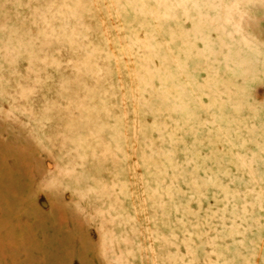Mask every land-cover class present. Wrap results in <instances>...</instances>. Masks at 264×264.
I'll return each mask as SVG.
<instances>
[{"label":"rangeland","instance_id":"374dc122","mask_svg":"<svg viewBox=\"0 0 264 264\" xmlns=\"http://www.w3.org/2000/svg\"><path fill=\"white\" fill-rule=\"evenodd\" d=\"M0 264H264V0H0Z\"/></svg>","mask_w":264,"mask_h":264}]
</instances>
